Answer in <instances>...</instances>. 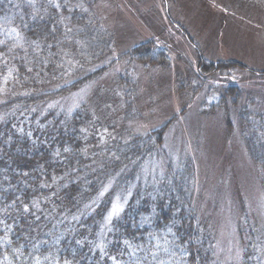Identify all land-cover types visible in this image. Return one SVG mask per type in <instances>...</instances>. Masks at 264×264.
I'll list each match as a JSON object with an SVG mask.
<instances>
[{
    "label": "trees",
    "instance_id": "obj_1",
    "mask_svg": "<svg viewBox=\"0 0 264 264\" xmlns=\"http://www.w3.org/2000/svg\"><path fill=\"white\" fill-rule=\"evenodd\" d=\"M83 1L0 0V264H219L191 199V167L170 170L159 198L139 182L104 230L114 196L128 194L166 125L145 142L123 132L92 150V110L65 104L102 75L95 67L113 53V36ZM133 49L134 61L164 58L153 41ZM237 89L231 83L227 98ZM239 109L244 141L264 160V114ZM253 246L238 264H260Z\"/></svg>",
    "mask_w": 264,
    "mask_h": 264
},
{
    "label": "rangeland",
    "instance_id": "obj_2",
    "mask_svg": "<svg viewBox=\"0 0 264 264\" xmlns=\"http://www.w3.org/2000/svg\"><path fill=\"white\" fill-rule=\"evenodd\" d=\"M90 3L82 2L84 11L113 36V53L95 67L103 68L102 75L65 106L71 111L84 103L92 110V150L110 148L124 139L123 132L125 139L135 135L144 140L166 125L162 141L152 139L141 176L128 194L114 196L104 230L139 182L154 186L152 196L159 198L156 190L171 177L170 170L176 174L178 168L191 167V199L212 230L216 263L238 264L252 243L264 264V188L258 164L264 160L257 145L251 148L244 141L246 117L239 113L246 105L264 114V0ZM150 41L164 58L151 53L144 63L134 61L131 53L139 49L133 47ZM231 83L240 95L232 90L227 98ZM117 205L122 211L109 220Z\"/></svg>",
    "mask_w": 264,
    "mask_h": 264
},
{
    "label": "snow or ice",
    "instance_id": "obj_3",
    "mask_svg": "<svg viewBox=\"0 0 264 264\" xmlns=\"http://www.w3.org/2000/svg\"><path fill=\"white\" fill-rule=\"evenodd\" d=\"M55 6H56V7H59V4H56ZM13 31H15V29H13ZM25 210H27V209H25ZM120 211H122V208H121L119 205L114 206L113 209H112V212H111L110 215H109V220H111V218H112L113 216H116ZM113 259H114V258H113Z\"/></svg>",
    "mask_w": 264,
    "mask_h": 264
}]
</instances>
